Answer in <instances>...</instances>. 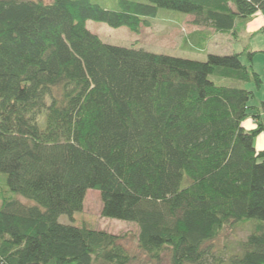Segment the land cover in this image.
I'll return each mask as SVG.
<instances>
[{"label":"trees","instance_id":"16d2710c","mask_svg":"<svg viewBox=\"0 0 264 264\" xmlns=\"http://www.w3.org/2000/svg\"><path fill=\"white\" fill-rule=\"evenodd\" d=\"M118 3L0 0V262L130 264L125 233L58 220L91 188L102 216L136 222L150 260L264 264V148L254 144L264 102L249 106L244 86L262 84L256 51L198 60L110 44L86 27L138 32L166 7L236 33L264 0ZM248 117L254 128L242 125ZM251 219L240 251L213 249Z\"/></svg>","mask_w":264,"mask_h":264},{"label":"rangeland","instance_id":"374dc122","mask_svg":"<svg viewBox=\"0 0 264 264\" xmlns=\"http://www.w3.org/2000/svg\"><path fill=\"white\" fill-rule=\"evenodd\" d=\"M50 1V0H44ZM104 8L118 9V0H92ZM147 2V0H134ZM188 15L182 11H178L166 7H158L157 14L151 18V25L146 27L143 26L138 32L132 31L127 26L111 27L105 22L88 19L86 20V27L93 33L100 36V38L110 44L129 46L134 48H142L145 50L166 53L180 57L194 58L198 60H205L208 53L223 54L219 50H214V45H207L199 43V47L191 49L188 48L185 42H181L180 37L182 35V28L180 30L175 29L180 26L188 17ZM246 25V23H244ZM250 29L255 28V33H251L249 36L244 35L241 28H238L239 32L237 41L234 43L238 44L240 48L250 44L249 49L256 51L253 57V68L255 71L261 74L262 84L256 88L252 83H244V86L253 91V96L249 99L248 105L255 106L259 105L261 99L264 97V35L261 32V23L256 22L255 18L251 20V23H247ZM174 31V32H173ZM251 38V40H250ZM207 40V39H206ZM210 40V39H208ZM235 45V44H234ZM219 48L227 46L226 43L217 45ZM240 50V49H237ZM217 82H221L222 78L212 76ZM36 121L39 126L44 127L45 125V111L42 110L36 116ZM257 137L264 138L263 133H259ZM262 147H258L260 149ZM5 193H10L9 190H5ZM14 197L24 201L32 203L31 199L23 196L14 194ZM101 198L99 191L96 189H87L83 207L81 210L73 212L71 215L62 213L59 215L58 220L62 223H70L74 225H85L89 228H100L105 229L113 233H125L127 236L122 240L124 245L128 248L130 253L134 255V259L130 264H168L166 257H163L159 261L155 262L150 260L148 256L138 248L136 236L138 233V226L135 221L117 219L111 217H105L101 215ZM257 222V220L251 219L244 224H238L235 227H227L223 233L214 240V248H220V246H227L226 250H232L238 252L241 250V241L245 239L249 232L250 225ZM224 248V249H225Z\"/></svg>","mask_w":264,"mask_h":264},{"label":"crops","instance_id":"0c3cea01","mask_svg":"<svg viewBox=\"0 0 264 264\" xmlns=\"http://www.w3.org/2000/svg\"><path fill=\"white\" fill-rule=\"evenodd\" d=\"M255 18L256 22H260L261 23V27L264 25V11L262 10H258L251 18H249L247 21L242 22L237 21L236 24V30L238 28L242 29V33L244 35H248L253 32L255 33V28L254 29H250L249 26H247V23H251V20ZM193 20V16L192 15H188L187 19L180 24V26H177L175 29L180 30L178 27L182 28V30L184 32H182V35L180 37L181 42H185V44L187 45L188 48H201L199 47V43L202 44H207V45H214V50H219L222 53H231V52H238V51H242L243 49H249L248 46H250L249 43H247L246 45L242 46V48L239 47L238 44L234 43V41H237V36L239 34V32L237 31L236 33H233L231 31H218L215 28H213L212 26H205V25H197L194 24L192 22ZM246 23V25L244 24ZM174 32V31H173ZM207 39V40H206ZM210 39V40H208ZM251 40V38H250ZM222 41V44L226 43L227 46H222V48H219L217 45L220 44V42ZM235 44V45H234ZM240 49V50H237ZM264 102V97L261 99L259 105H255L254 109L259 111L260 105L261 103ZM257 122L253 117H248L247 119H245L242 122V125L249 129V128H254L256 126ZM264 135V132H261ZM254 144L256 149L258 147H262L260 149L264 148V138L261 137H257L254 140Z\"/></svg>","mask_w":264,"mask_h":264},{"label":"built area","instance_id":"2783aa9c","mask_svg":"<svg viewBox=\"0 0 264 264\" xmlns=\"http://www.w3.org/2000/svg\"><path fill=\"white\" fill-rule=\"evenodd\" d=\"M263 113H264V106H263Z\"/></svg>","mask_w":264,"mask_h":264},{"label":"water","instance_id":"95a60500","mask_svg":"<svg viewBox=\"0 0 264 264\" xmlns=\"http://www.w3.org/2000/svg\"><path fill=\"white\" fill-rule=\"evenodd\" d=\"M0 264H2V263L0 262Z\"/></svg>","mask_w":264,"mask_h":264}]
</instances>
